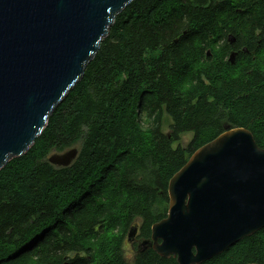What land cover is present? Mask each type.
I'll return each instance as SVG.
<instances>
[{
    "label": "trees",
    "instance_id": "obj_1",
    "mask_svg": "<svg viewBox=\"0 0 264 264\" xmlns=\"http://www.w3.org/2000/svg\"><path fill=\"white\" fill-rule=\"evenodd\" d=\"M255 31L259 49L231 64L226 37ZM226 127L264 149V0L132 2L34 145L0 171V264H128L125 237L140 226L149 238L170 179ZM72 148L69 166L48 162ZM254 244L204 264L254 263ZM133 264L175 262L147 252Z\"/></svg>",
    "mask_w": 264,
    "mask_h": 264
},
{
    "label": "water",
    "instance_id": "obj_2",
    "mask_svg": "<svg viewBox=\"0 0 264 264\" xmlns=\"http://www.w3.org/2000/svg\"><path fill=\"white\" fill-rule=\"evenodd\" d=\"M134 1L0 0V171L34 145ZM76 155L48 162L67 167ZM168 198L166 217L151 227L154 251L178 264L221 255L264 228V149L249 130L226 127L170 179Z\"/></svg>",
    "mask_w": 264,
    "mask_h": 264
},
{
    "label": "flooded vegetation",
    "instance_id": "obj_3",
    "mask_svg": "<svg viewBox=\"0 0 264 264\" xmlns=\"http://www.w3.org/2000/svg\"><path fill=\"white\" fill-rule=\"evenodd\" d=\"M229 36L232 35L231 34L228 35V37H226L225 40L228 43L227 44L228 47L230 48L233 47V48L229 50L228 61L231 54H235V59L237 58V56H248L250 53H253L251 52V50L253 49L254 46L256 48V49L254 48V50H258L259 47L261 46V40L258 38L259 33L257 31H255L253 36L250 37L251 41L249 42H247L245 39L242 38V42L238 43L239 42L238 38L233 36H232L233 38H229ZM253 39H255L256 45ZM221 44L222 43L220 42L219 44L216 45L215 47L216 51L220 50ZM207 55L209 56L208 52ZM139 228L140 226H137V228L134 229L135 231L133 233H129L125 237L122 243L124 258L128 264H133L138 257L145 255L147 252H154L160 259L173 260L175 264H178L176 258L173 256H170L169 258H164L159 256L153 249L154 242L151 238V231L149 238H146V237H142ZM262 233H264V228L251 235L254 236V241H255L253 248L254 263H248V264H264V247L259 245V243L262 242V238H261V236L263 235ZM157 243L160 244L161 240L158 239Z\"/></svg>",
    "mask_w": 264,
    "mask_h": 264
},
{
    "label": "rangeland",
    "instance_id": "obj_4",
    "mask_svg": "<svg viewBox=\"0 0 264 264\" xmlns=\"http://www.w3.org/2000/svg\"><path fill=\"white\" fill-rule=\"evenodd\" d=\"M168 123L169 120L165 117L164 119V132L167 133L168 132ZM192 138V134H184L181 136V144L183 146H185Z\"/></svg>",
    "mask_w": 264,
    "mask_h": 264
}]
</instances>
